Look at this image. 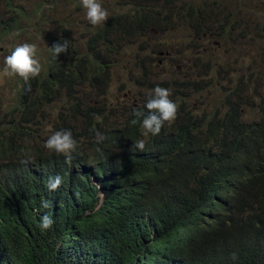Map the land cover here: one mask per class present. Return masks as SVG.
<instances>
[{
    "label": "trees",
    "instance_id": "obj_1",
    "mask_svg": "<svg viewBox=\"0 0 264 264\" xmlns=\"http://www.w3.org/2000/svg\"><path fill=\"white\" fill-rule=\"evenodd\" d=\"M43 3L26 0L0 20V36L22 28L37 46L41 34L59 32L39 55L46 68L0 114V264H264V0H126L105 6L109 18L95 26L81 0ZM33 16L43 19L37 28ZM168 23L205 44L188 43L195 56L181 80L150 85L170 90L178 114L145 136L135 111L148 114L152 91L128 93L114 110L98 85L109 82L126 37ZM64 41L68 52L55 57L51 47ZM209 47L224 48L226 74ZM199 55L205 77L193 73ZM218 89L217 107L186 108L191 91ZM253 93L259 102L246 99ZM57 131L76 141L70 159L45 146Z\"/></svg>",
    "mask_w": 264,
    "mask_h": 264
},
{
    "label": "rangeland",
    "instance_id": "obj_2",
    "mask_svg": "<svg viewBox=\"0 0 264 264\" xmlns=\"http://www.w3.org/2000/svg\"><path fill=\"white\" fill-rule=\"evenodd\" d=\"M24 1L26 0H0V20L5 19L9 15L7 13L8 10H13L16 5H21ZM125 1L126 0H98V2H100L103 7L112 6L116 3H122ZM52 3V0H45V3L43 4L49 6L52 5ZM54 3L55 5H52L53 10L61 7L63 5V0H56V2ZM75 8V4H71L69 6L70 11H74ZM47 12V17L52 18L53 16H51L49 12L53 11L49 8L47 9ZM74 13H77V10ZM51 18H49V20ZM41 21H43L42 18L33 16L32 19H30L28 22L29 25H33L37 28ZM23 24L27 23L23 21ZM164 28V30L160 31L146 29L141 35H134L133 37L128 36L122 41L123 47H120V41L117 42L118 48L120 47V51L118 60L117 62L115 61L116 65L112 66L111 78L107 84L99 83L98 85L102 88L101 92L100 90H98L100 92L101 99L103 101L107 100L108 98L111 99L109 100L110 109L118 110V108L122 106V98L132 100L127 95L128 93L131 96H141V92L144 97L148 96L149 93L154 89V87H151L150 85L159 82H166L168 80L171 81V78H173V81H179L188 72L191 71L188 70L185 65L186 62L194 55L193 49L188 48V43H191V41L193 40V38L190 37L192 34L187 29H183L179 25H172L171 23L165 25ZM48 29L49 27L47 28V30ZM1 30L5 32L3 28H1ZM58 33L59 32H57L56 30L50 31V33L48 34H41L37 39V57L41 62L42 69L46 68L47 63H45V58L42 60L39 55L41 54L43 57H45L44 49L48 47V44L52 39V35L57 34L58 37ZM24 34L25 32H23L22 28H15L10 32L5 33L4 36H0V114L3 116L9 113L8 109L10 108V105L11 107L16 106L15 100L10 101V99L17 96L16 89H18L21 82L24 81L23 78L19 75H4V60L5 57L9 55L16 46L25 42V38L30 37V35ZM201 35L205 37L204 33H202ZM195 38L196 40H194V42L190 44L191 48H193L192 45L195 44L199 46H203L205 44L199 36ZM16 39L20 40L21 42H15ZM214 43L219 44L217 43V41H214ZM35 45H37V43ZM156 48H160L159 51H157ZM161 49L170 50L169 57H164L162 53H158L161 51ZM200 49L203 50L202 47L197 48L198 51ZM207 49L210 55H221L219 56V59L222 64V72L223 74H226V70H229L230 68L226 57L223 54L224 48L215 50V47H209ZM252 52L254 54L256 53L255 50ZM258 53H260V51H258ZM204 56H200L199 61L197 60V64L194 66L193 72L195 74H200L203 77H205L203 67L205 66V63L207 61V57ZM160 60H163L164 62L161 63ZM239 60L240 62L238 64H235L236 69H239L242 58L239 57ZM250 60L251 59H249V61ZM176 66L182 67L179 68L178 71H175ZM215 69L219 68L217 67ZM212 74L216 73L212 72ZM232 74L233 72L231 70L230 75ZM138 83L145 84L144 88L140 89V87L137 85ZM223 84L225 86L231 85V83L229 82V73L226 75V79L224 80ZM216 89L217 87H215V90ZM222 92L223 91L219 89L214 94L210 93L209 90H204L201 92L191 91L190 100L184 99L185 106L187 109L190 107H194L196 111H198L200 108L202 110H210L220 104V100L222 101V97H220ZM253 94H256V98L254 97L253 99L252 97H246V99L249 98L256 103L259 102V94L262 93ZM141 97L143 98V96ZM247 107L251 109L249 105H247Z\"/></svg>",
    "mask_w": 264,
    "mask_h": 264
},
{
    "label": "clouds",
    "instance_id": "obj_3",
    "mask_svg": "<svg viewBox=\"0 0 264 264\" xmlns=\"http://www.w3.org/2000/svg\"><path fill=\"white\" fill-rule=\"evenodd\" d=\"M83 8L86 9V17L92 25H100L106 22L109 18V13L98 0H81ZM55 57H59L62 53L68 52V44L57 42L51 47ZM37 45L31 43H22L14 48V50L5 57V76L19 75L25 82L32 78H36L42 71V65L37 57ZM161 61V60H160ZM164 62V61H162ZM171 92L168 88L156 86L149 95V98L144 105L148 114L143 111L136 110L137 118L143 117L142 128L145 130L144 135H158L165 122H172L178 114V105L170 98ZM138 121L134 119L131 123L134 125ZM102 139L103 137H99ZM49 150H53L58 154H65L68 159L71 157L69 153L75 151L76 141L72 137L70 131H57L49 137L45 145ZM135 147L143 151L145 142L138 140L135 142ZM62 183V178L57 175L54 180L49 181L51 190H55ZM47 207V204H44ZM41 227L44 229L50 228L53 220L50 216L44 215L42 218Z\"/></svg>",
    "mask_w": 264,
    "mask_h": 264
}]
</instances>
